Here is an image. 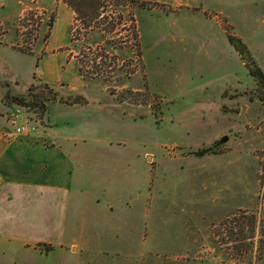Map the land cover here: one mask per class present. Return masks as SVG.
Returning <instances> with one entry per match:
<instances>
[{
  "label": "rangeland",
  "instance_id": "obj_1",
  "mask_svg": "<svg viewBox=\"0 0 264 264\" xmlns=\"http://www.w3.org/2000/svg\"><path fill=\"white\" fill-rule=\"evenodd\" d=\"M76 17L65 0H0V94L46 93L5 105L60 136L72 192L63 239H0V264H262L258 226L234 223L264 218V0H104L94 21L120 22L104 40ZM61 27L47 81L37 59ZM97 52L111 74L85 81Z\"/></svg>",
  "mask_w": 264,
  "mask_h": 264
},
{
  "label": "crops",
  "instance_id": "obj_2",
  "mask_svg": "<svg viewBox=\"0 0 264 264\" xmlns=\"http://www.w3.org/2000/svg\"><path fill=\"white\" fill-rule=\"evenodd\" d=\"M62 29L63 27L59 32L56 31L54 36L52 32L45 46L46 54L39 61V63L42 61L44 67L42 73L46 74L47 81L55 78V71L62 64L61 51L51 53L53 49L62 47L60 43ZM64 44L66 45L67 42L65 41ZM77 90L75 88V91ZM4 94L5 91L2 90L0 94V239L25 240L30 237V230L36 227L40 233L45 232V229H52L54 233L49 237L63 239L72 192L70 179L68 180L65 175L69 164L64 163L68 158L60 145V136L51 131L47 137L48 133L40 130L39 134L36 132L18 139L12 137L13 127L19 124V116L9 115L8 106L3 99ZM43 140L54 141L55 144L46 148ZM46 156L52 157L48 164ZM40 224H44L43 227Z\"/></svg>",
  "mask_w": 264,
  "mask_h": 264
},
{
  "label": "trees",
  "instance_id": "obj_3",
  "mask_svg": "<svg viewBox=\"0 0 264 264\" xmlns=\"http://www.w3.org/2000/svg\"><path fill=\"white\" fill-rule=\"evenodd\" d=\"M65 2L67 3V5L69 7H71L74 12L76 13V15L78 16V18L76 17L75 20L77 22V20H82V27L85 28V32L86 33H91L92 34H98L100 36V38H102L104 40V37L106 36V34H111V33H115L116 32V28L117 26L120 25V22L118 21H109V22H102V21H94L95 19H97L100 15V11L101 8L104 7V0H65ZM80 16V17H79ZM83 18V19H81ZM106 23V25H105ZM53 24V19L52 21L48 22V26L51 27ZM93 24V25H92ZM79 28L78 24H74L72 25V27L70 28V41L73 42L75 40V36L74 33H76L77 29ZM133 32H134V38L137 40V33L135 30V26L133 25ZM86 37V35H85ZM99 38V39H100ZM101 40V39H100ZM230 40H232V42H234V39L231 38ZM234 44V43H233ZM237 44H235L236 46ZM90 50V48H88ZM24 52V51H23ZM29 54H32L30 51H25ZM89 61L91 62L86 63L90 65V72H86L85 70L80 68H77V71L79 72V74L83 77V80L88 81L90 79H94L96 77L94 76H105L106 74H108V76H110V70L109 67L110 65L106 62V55H104L102 52H97L94 54L93 57L89 58ZM38 62H39V57L37 59V66H38ZM88 62V61H87ZM86 64L84 63V66H86ZM108 64V65H107ZM77 66V65H76ZM100 68H105L107 73H104V71ZM89 70V69H88ZM86 72V74L84 73ZM256 74L258 76V81L260 84H262V87L264 88V74L257 69ZM94 74V76H92ZM43 86L45 88H47L46 84H43ZM36 90H35V89ZM50 90L47 91V93H49ZM46 94V93H45ZM44 91L39 89L38 87L34 86V85H30L28 87V91L26 95L17 97V96H11L10 92L7 91L4 94V103L8 104L10 102H14L17 103L18 105L21 106H30L37 104V100L43 99L45 98ZM80 101L78 100V98L75 99H71V103H79ZM264 200V197H263ZM243 219H245L244 221L242 220H238L237 222L234 223V227H236L237 229V233L239 237L240 235H242L243 237V230H244V225H247L248 228L250 229V231H252L254 233L255 228L258 226L259 230V238H258V244L260 246V248L263 249L262 252V259H261V263H264V218L263 219H257V216L255 213L252 214H244L243 215ZM231 233H232V229H231ZM235 233V234H237ZM242 233V234H241ZM253 237V235H252ZM233 242H237L235 243L236 246H239V242H241L240 238H233L231 239ZM227 242V241H225ZM41 246H47L48 248H51L49 245H45V244H39Z\"/></svg>",
  "mask_w": 264,
  "mask_h": 264
},
{
  "label": "built area",
  "instance_id": "obj_4",
  "mask_svg": "<svg viewBox=\"0 0 264 264\" xmlns=\"http://www.w3.org/2000/svg\"><path fill=\"white\" fill-rule=\"evenodd\" d=\"M37 132L36 126L28 122H21L13 127L12 136H29Z\"/></svg>",
  "mask_w": 264,
  "mask_h": 264
},
{
  "label": "water",
  "instance_id": "obj_5",
  "mask_svg": "<svg viewBox=\"0 0 264 264\" xmlns=\"http://www.w3.org/2000/svg\"><path fill=\"white\" fill-rule=\"evenodd\" d=\"M227 139H228V138H227L226 136H224L223 138H221V139L219 140V143H218V144L226 142ZM211 149H212V148L209 147V148L205 149V151H202L201 153L204 154V152L210 151Z\"/></svg>",
  "mask_w": 264,
  "mask_h": 264
}]
</instances>
